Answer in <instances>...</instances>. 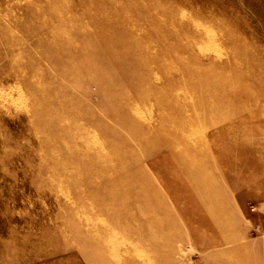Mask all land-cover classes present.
Masks as SVG:
<instances>
[{"label":"rangeland","instance_id":"obj_1","mask_svg":"<svg viewBox=\"0 0 264 264\" xmlns=\"http://www.w3.org/2000/svg\"><path fill=\"white\" fill-rule=\"evenodd\" d=\"M0 264H264V0H0Z\"/></svg>","mask_w":264,"mask_h":264},{"label":"bare ground","instance_id":"obj_2","mask_svg":"<svg viewBox=\"0 0 264 264\" xmlns=\"http://www.w3.org/2000/svg\"><path fill=\"white\" fill-rule=\"evenodd\" d=\"M198 150V149H197ZM191 152V151H190Z\"/></svg>","mask_w":264,"mask_h":264}]
</instances>
